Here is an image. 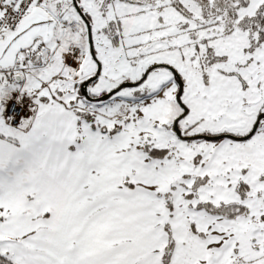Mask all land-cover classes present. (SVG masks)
Returning a JSON list of instances; mask_svg holds the SVG:
<instances>
[{"label": "snow or ice", "instance_id": "1", "mask_svg": "<svg viewBox=\"0 0 264 264\" xmlns=\"http://www.w3.org/2000/svg\"><path fill=\"white\" fill-rule=\"evenodd\" d=\"M0 264H264V0H0Z\"/></svg>", "mask_w": 264, "mask_h": 264}]
</instances>
